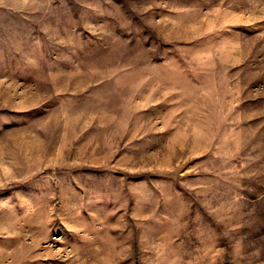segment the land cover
<instances>
[{"label":"rangeland","instance_id":"1","mask_svg":"<svg viewBox=\"0 0 264 264\" xmlns=\"http://www.w3.org/2000/svg\"><path fill=\"white\" fill-rule=\"evenodd\" d=\"M0 264H264V0H0Z\"/></svg>","mask_w":264,"mask_h":264}]
</instances>
